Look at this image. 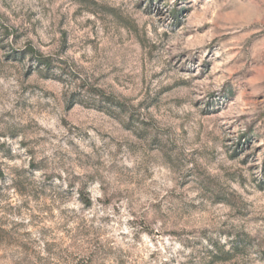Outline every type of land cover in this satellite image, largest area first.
<instances>
[{"label": "rangeland", "instance_id": "rangeland-1", "mask_svg": "<svg viewBox=\"0 0 264 264\" xmlns=\"http://www.w3.org/2000/svg\"><path fill=\"white\" fill-rule=\"evenodd\" d=\"M0 264H264V0H0Z\"/></svg>", "mask_w": 264, "mask_h": 264}, {"label": "trees", "instance_id": "trees-1", "mask_svg": "<svg viewBox=\"0 0 264 264\" xmlns=\"http://www.w3.org/2000/svg\"><path fill=\"white\" fill-rule=\"evenodd\" d=\"M31 52V51H30ZM37 62L40 64V65H43L45 66L46 68H50V64H49V61L48 59H45V58H41V57H38L37 58ZM89 93L97 96V97H100L102 100H104L105 102L109 103V104H113V105H116L117 107L121 108V109H124V105L121 104V103H118L116 102V100L112 97H109V96H106L105 94H103L101 91H92L90 90ZM83 202L86 204V205H89L90 204V200L89 199H86L84 197L83 199Z\"/></svg>", "mask_w": 264, "mask_h": 264}]
</instances>
